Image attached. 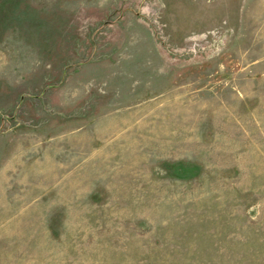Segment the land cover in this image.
<instances>
[{
    "label": "rangeland",
    "instance_id": "obj_1",
    "mask_svg": "<svg viewBox=\"0 0 264 264\" xmlns=\"http://www.w3.org/2000/svg\"><path fill=\"white\" fill-rule=\"evenodd\" d=\"M0 264H264V0H0Z\"/></svg>",
    "mask_w": 264,
    "mask_h": 264
}]
</instances>
